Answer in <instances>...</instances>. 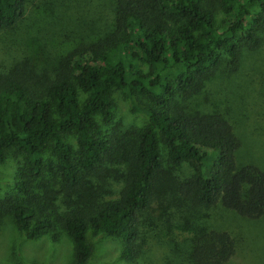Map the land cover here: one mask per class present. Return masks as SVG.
Masks as SVG:
<instances>
[{
	"label": "trees",
	"instance_id": "16d2710c",
	"mask_svg": "<svg viewBox=\"0 0 264 264\" xmlns=\"http://www.w3.org/2000/svg\"><path fill=\"white\" fill-rule=\"evenodd\" d=\"M111 3L108 31L68 51L51 74L28 62L0 70V164L10 154L22 157L17 199L0 202V218L13 216L28 239H56L60 228L73 243L74 264L88 263L89 232L120 238L122 254L135 259L141 225L156 212L176 209L186 219L185 211L194 216L219 206L264 217V170L238 162L242 141L231 122L182 103L225 58L235 69L246 51L259 48L264 0ZM25 4L0 0V30L17 25ZM115 90L139 102L149 124L107 138L102 124L113 123ZM115 161L124 166L122 186L107 198ZM165 163L173 170L186 163L192 173L174 177ZM187 244L193 264H227L237 248L229 232L200 224Z\"/></svg>",
	"mask_w": 264,
	"mask_h": 264
},
{
	"label": "rangeland",
	"instance_id": "374dc122",
	"mask_svg": "<svg viewBox=\"0 0 264 264\" xmlns=\"http://www.w3.org/2000/svg\"><path fill=\"white\" fill-rule=\"evenodd\" d=\"M111 2L26 0L25 12L17 25L10 30H0V70L28 62L27 67L35 72L51 74L68 51L108 31L114 13ZM216 20L221 27L226 14L218 12ZM260 38L259 48L246 51L238 68L234 69L225 58L201 90L182 103L191 111L225 116L242 141L238 162H250L264 170V28ZM113 100V123L102 124L104 136L110 138L117 131L138 130L149 124V116L139 102L124 97L119 90L113 92ZM67 140L75 145L73 136ZM21 164L22 157L18 154H10L7 161L0 164V202L17 199ZM112 168L117 170L113 173L117 176L110 181L112 192L107 198L118 197L122 186L123 164L116 162ZM165 169L171 168L165 163ZM191 173L192 168L186 163L172 171L178 178ZM47 177L56 182L55 177ZM58 204L59 211L63 212L64 201L59 199ZM158 213L141 225L138 240L141 248L135 259L122 254L120 238L89 232L91 256L87 264H193L188 259L187 240L193 226L198 224L207 230L229 232L234 238L236 253L227 264H264V217L251 220L219 206L198 209L194 216L185 211L186 219L180 217L176 209L162 215ZM15 223L13 216L0 218V264H74L73 243L60 228L56 239L51 235L28 239Z\"/></svg>",
	"mask_w": 264,
	"mask_h": 264
}]
</instances>
